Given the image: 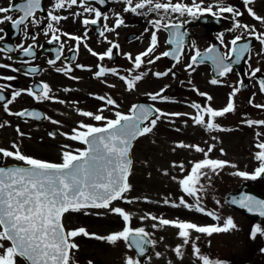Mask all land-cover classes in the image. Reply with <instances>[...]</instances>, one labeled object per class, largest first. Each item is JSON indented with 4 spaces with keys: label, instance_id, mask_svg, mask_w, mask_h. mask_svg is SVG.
<instances>
[{
    "label": "snow or ice",
    "instance_id": "snow-or-ice-1",
    "mask_svg": "<svg viewBox=\"0 0 264 264\" xmlns=\"http://www.w3.org/2000/svg\"><path fill=\"white\" fill-rule=\"evenodd\" d=\"M81 6L84 8V12L94 13L95 18L84 19L82 23L85 26L97 25L101 20L102 13L100 10L84 6L86 0H80ZM101 5L105 3V0H97ZM126 7L124 12H131L136 14L159 13L162 11L165 16L171 13H178L183 16L185 13L189 16L196 17L199 13L211 14L213 16H219L222 13H230L233 17L232 31L236 29H243L244 32L254 35L255 39L264 45V32L258 33L256 29L250 28L247 24H242L237 19L242 16L243 13L235 10L230 5H224L222 0H218L217 11L213 12L212 6L202 8L200 4L193 0V6H188L182 3H172V0L167 2H161V0H139L133 4V0H123ZM254 3V0H243V4L247 9V13L256 21L264 24V17L259 16L248 5ZM77 4V0H56L54 5L55 9L64 8L66 5L71 7ZM147 9V12H139L137 10ZM41 10V0H24L21 4L10 3L8 7H0V24L10 22L14 29H21V26L27 27L28 23H32L38 26L39 21L35 19L37 11ZM19 12L18 18L14 19L9 13ZM79 15V14H77ZM165 16H161L159 19L150 20L149 23L153 27L154 31L151 33V40L149 47L136 55L134 58L130 54H126L127 58L133 61V68L140 69L144 63V58L150 57L158 46L157 32L161 30L170 31V38L166 41L167 44L173 47L161 53L159 56H155L154 59H149V64H154L162 57H171L178 64L180 63L181 56L184 52V34L179 30L182 27L181 23H172L166 21ZM48 19L50 22L46 25L44 35L47 36L49 32L52 33L51 39L48 43L54 41L59 42L60 36L56 35L59 29L54 27V23L58 24L62 19L67 17H61L54 15L52 12L48 13ZM105 21L108 20L107 15H103ZM124 24V20L120 18L119 14H116V20L114 27H109L106 23L103 25V31L99 32L101 37L105 36V31L114 32L117 28ZM3 29H0L2 32ZM70 40L76 42V48L70 49V51L78 52L79 46L82 43V38L68 33H62ZM5 37L0 36V40ZM35 40V35L32 36ZM106 39V37H105ZM221 41L223 37H220ZM242 39L241 36H236L230 41V49L227 54L220 55L217 53L215 47L207 49L206 53L202 54L199 50L195 51V54L191 57V62L186 66V71L192 69L193 66L199 62L205 60H211L216 69V75L223 77L232 71V63L228 61L239 63L244 53L249 51V45L243 44L237 47L238 41ZM110 47L104 53H97L91 48H88L87 44L85 48L91 53L92 56L97 57L99 60H104L105 57L111 58L113 56V49H119V45L108 41ZM35 45H20L25 56L32 57L35 53L32 51ZM64 44L60 43V51L62 52ZM7 51H14L13 48L8 47ZM5 51L4 48H0V52ZM11 59V57H9ZM60 59V53L58 52L56 60ZM75 60V55L71 57ZM55 60H49V64H54ZM175 66V65H173ZM9 65L0 64V68H9ZM78 68H84L83 65H77ZM11 71L16 72L19 69L11 68ZM38 68L32 67L27 69V73H37ZM58 72H64L67 74L72 69L69 66L56 69ZM171 69L164 72L153 73L157 78L167 76ZM261 70L259 68L251 71V76L255 77ZM107 72H111L113 75H118L116 69H107L103 66H99V70L95 73L97 77L105 75ZM131 72V70H130ZM26 73V74H27ZM146 73H141L131 78L126 76H119V79L123 81L129 91L135 88L136 83L143 79ZM173 75H175L173 73ZM15 79L12 76H0V80L11 81ZM211 84L216 85L220 81L213 78L210 81ZM243 84V81L240 82ZM260 91L264 92V80L259 81ZM8 85H0V102H4L3 107L5 112H9L8 105L16 100L21 95V91H14L11 98H6L3 94L4 88ZM39 89V95L32 88L27 90V95L34 97L37 100L51 99L49 93L51 89L47 83H42L37 86ZM239 88H234L229 96L227 105L220 109L215 110L213 108H202L198 103H192L190 106L197 110V114L192 117L193 121L197 125L203 126L207 131L223 130L219 128L214 122V118L224 116L226 113L234 111V104L232 97L236 95ZM68 91V89H65ZM165 89L155 94H149L151 100L156 101L166 100L167 97L162 93ZM201 96H206L207 100H211V96H207L206 93H199ZM97 99L105 100L109 105H115V101L108 97H97ZM63 103V101H59ZM118 107V105H117ZM257 108H264V105H255ZM104 109H98L99 112H103ZM10 115H16L18 117L31 116L35 119H40V114L36 112H28L27 110L17 113H10ZM85 117H91L95 121H105L103 127H97L90 124L81 123L78 129L72 130L73 134L67 136L68 139L73 141H79L81 144L86 145L84 149H75L74 151H64L62 153V163H51L42 161L33 157L22 154L16 144L12 145L15 151H9L4 148H0V156L13 158L17 161L23 162L24 166L16 167H3L0 166V242L8 241L10 246L5 247L4 243H0V264H17V258H22L29 262V264H74L72 261V255L74 251L79 250V245L74 242L76 237H87L96 239L99 241L107 242L108 244L115 245L118 241H123L129 249L134 248L138 256H143L146 251V246L149 244L155 245V241L147 239L150 234L145 231L144 228L130 227L129 222L131 216L119 207H110L113 201L121 200L123 194L128 192L131 185L128 183V176L130 174L132 160L130 158V151L132 148V142L138 137L145 136L151 133L157 125V121L161 117L176 116L179 117L181 113H165L158 108L145 107L144 105H132L129 109V114H124L119 111L115 112V119H107L103 115L94 114L92 112L83 111L79 113ZM205 116L208 117L207 121ZM147 122V123H146ZM56 124L57 121H52ZM248 125L252 124L264 125V121H247ZM3 125H0L2 127ZM19 133V128H17ZM23 135V133H20ZM49 135H54L50 133ZM260 134L257 133V136ZM215 139V138H214ZM65 148L68 146L65 145ZM180 148L193 147L196 152L204 153L205 157L208 156V152L212 151V147L208 148V151L196 145H186L180 143L177 145ZM256 147L259 151L255 154V159L259 161V166L254 170V173L249 175L247 172L238 171L233 175L257 179V177L264 174V142L258 143ZM223 151V150H221ZM228 162L221 160H214L205 158L202 161L195 162L191 167V172L184 179L179 181L181 189L188 196L196 198L195 206L189 205L183 199L180 198L179 204L173 203L172 207H180L183 205L185 208L204 213L210 216L213 220H219L220 217L214 212H206L203 207L200 206L198 192L200 188L197 186L200 184L202 176H207V173L203 170L208 169L215 173L218 169H222ZM175 166V165H174ZM235 167V165H231ZM183 169V165L179 166ZM166 174V173H165ZM202 187V186H201ZM131 203L132 201H127ZM166 204L169 201H164ZM241 207L248 208L249 211L254 209L259 210V214L264 216V200H255L253 197H244L239 201ZM109 209L112 213L122 218L124 227L122 230L110 233L106 236H100L95 233H89L85 228L66 230L62 217L68 212H80L83 209ZM87 214V213H85ZM144 218L157 220L155 216H146ZM142 218V219H144ZM160 225H171L177 228L178 235L183 239V243L187 245L189 243L190 231L194 230L197 233H204L212 235L213 233L228 232L231 229H235L232 218H227L222 226H198L195 223L170 221L168 219H159ZM156 224H153V228ZM260 232V228L253 230V236ZM182 246L175 247L174 252L177 257L182 258ZM193 255L196 256L202 264H211L208 257L200 254V249L195 244L192 245ZM161 254L156 253L159 257ZM88 264H92L89 261ZM124 264H141L139 259L132 257H125Z\"/></svg>",
    "mask_w": 264,
    "mask_h": 264
},
{
    "label": "flooded vegetation",
    "instance_id": "flooded-vegetation-1",
    "mask_svg": "<svg viewBox=\"0 0 264 264\" xmlns=\"http://www.w3.org/2000/svg\"><path fill=\"white\" fill-rule=\"evenodd\" d=\"M1 1L0 7L2 6ZM11 1L8 0L7 6ZM136 2H139V0H133V4ZM161 2L166 3L167 0H161ZM55 3L56 0H45V12H37L35 16V19L39 21L38 26L28 23L26 28L23 26L20 34L15 36V39H11L14 36L12 31L10 33L6 31L5 26L7 22L0 24V29H3L0 32V36L5 37L3 40H0V48L5 49V51L0 52V64L10 66L9 68H0V76L15 77L11 81L0 80V85H8L3 90L6 98H11L14 91H21V95L8 105L9 112L17 113L28 108H35L34 112L39 113L41 117L40 119L33 118L28 121L22 120L16 115H10L9 112H5L3 107L4 102H0V125H3L0 127V148L15 151L12 145L16 144L22 154L30 155L31 157L36 156L40 152L49 150V147H52L61 138H67V136L72 135V130L74 128L78 129L79 124L95 125L100 122L95 121L91 117L82 116L79 114L80 112H92L103 115L107 119H113L115 111L128 114L132 105L140 100H146L154 104L162 112L182 114L179 117H161L157 121V125L159 124V126L169 128L172 126L171 129L175 133L186 134V139H175L172 142L174 146L170 154L172 158H175V160L173 159L174 167L179 170V172H176L175 169H172L171 175L180 176V181L184 179V176L190 174L191 167L195 162L202 161L205 158L227 161L225 154L220 150V144L212 148V151L208 152L207 157L202 152H196L193 147H177L180 143L196 145L207 152L210 143L214 142L212 139L216 137L219 139L218 134L221 135L222 133V130L207 131L203 126L195 124L192 117L197 114V110L190 106L192 103H198L202 108L210 106L215 110H220L227 105L233 89L239 88L240 90L232 97L234 111L214 118V122L219 125L220 129L242 131L244 127L258 126L257 124L248 125L247 121L251 118V121H258L253 116L259 115L264 119V108L255 107V105H264V92L260 91L259 86V81L264 80V45H261L254 35L244 32L243 29L230 30L233 27L232 14L222 13L217 17L208 13H204L203 15L198 13L196 17H192L186 13L181 16L178 13L169 12L165 16L161 11L159 15L156 13L144 15L124 12L123 9L126 7V4L123 0H107L108 7L104 10H101L96 5H84L96 8L102 13L101 20L97 25L85 26L82 21L84 19H93L95 16L94 13L84 12L80 0H77L75 8H69L66 5L64 8L55 9ZM172 3L193 6V0H172ZM196 3L200 4L202 8L212 6L213 12L217 11L218 0H196ZM222 3L230 5L235 10L243 13L242 16L237 18L240 23L247 24L250 28L254 27L258 33L264 32V24L248 15L243 0H222ZM248 7H251L257 15L264 17V0H254V3L248 5ZM137 11L138 13L147 12V9ZM49 12L61 17H67V19H62L58 24L53 22L54 27L59 29V32L56 33V35L60 36L59 42L48 43L52 36L51 32L47 36L44 35L46 25L50 22L48 19ZM117 13L124 20V24L114 32L105 31V36L101 37L99 32L104 30L103 25L105 23L109 27H114ZM9 14L13 18L19 15L18 12ZM2 15L0 14V16ZM103 15L108 16L107 21L103 19ZM161 16H165L166 21L181 23L182 28L187 33L188 42L184 47L180 63L177 64L166 58L163 59V57L154 64L147 62L149 59H154L155 56L163 53V49L166 48L167 50L168 48V44L166 43L169 37L168 32L161 30L157 32L158 46L154 53L150 57L144 58V63L140 69H134L133 61L129 60L126 54H130L134 58L149 47L151 33L154 31L149 21L159 19ZM62 33L82 38L78 52L70 51V49L76 48V42L62 35ZM33 35L36 37L35 40L32 39ZM221 36L223 37L222 41L220 39ZM236 36L242 37L238 41L237 47L239 48L243 44H248L249 51L244 53L239 63L228 61L232 63V71L230 73L219 77L216 75V69L211 60L199 62L200 59L193 66L194 71L192 69L185 70L196 50L205 54L207 49L215 47L218 54H227L231 47L230 41ZM108 41L119 45V49H113V56L110 59L105 57L101 61L97 57L92 56L87 48L84 47L87 44L88 48L102 54L110 47ZM60 43L64 44L62 52L60 51ZM20 45H24V47L35 45L32 49L35 55L32 57L25 56ZM8 47L13 48L14 51H7L6 48ZM58 52L60 53V59L56 60ZM74 55L75 60H72L71 57ZM49 60H55L56 62L49 64ZM77 65H83L84 68H78ZM66 66L71 67L72 71L67 74L56 71V69ZM99 66L107 69H116L118 75L107 72L105 75L97 77L95 73L99 70ZM32 67L38 68L39 71L37 73H27V69ZM11 68L19 69V71L13 72ZM256 68H259L261 71L255 77H252L251 71ZM169 69L171 71L167 76L155 77L152 80L150 71L164 72ZM141 73H146V75L136 83L135 88L131 91L119 79V76L131 78ZM213 78L218 79L220 83L216 85L211 84L210 81ZM162 80L166 82L171 80L172 82L163 84L158 88L155 85L149 87L153 83L152 81ZM241 81H243V84L240 83ZM42 83L49 85L51 99L37 100L27 95L29 88H32L39 95L37 86ZM180 87L183 89H180ZM65 89H68V91H65ZM135 89L144 93L140 99L133 101L131 93ZM147 89H149L148 93H146ZM162 89H165L162 95L167 97V99L151 100L149 94H155ZM168 90L170 93H168ZM199 93H206L212 99L209 101L206 96H201ZM181 95H184L185 99ZM97 97H110L115 101V105H109L105 100L97 99ZM59 101H63V103ZM101 108L104 109L103 112L98 111ZM188 112H190L189 115L187 114ZM207 119L208 117L205 116L206 121ZM53 120L58 123H52ZM26 125L33 129L39 128L46 131L35 133L32 129L30 133L29 130L24 129L25 132L22 131V139L26 143L20 147L17 144V140L12 138L17 137L16 130L19 126L23 127ZM50 133H54V135H49ZM39 146H47V148H38ZM184 149H187V152ZM180 165H183V169L179 167ZM203 171L207 173V176H202L201 179L207 177V180L211 171L208 169ZM201 179L197 187L203 189L204 185ZM164 212L163 214H167ZM176 212L177 214L182 212V216L186 214V219L191 220L195 218L194 214H196L189 209H179ZM96 234L105 236L101 233ZM93 241L97 244L99 240L80 236L76 237L74 242L80 246L81 243L88 245ZM74 253L78 254V256L80 255L84 261L87 260L89 254L88 252H81L80 249L76 252L74 251ZM90 256L92 257L93 254H90ZM77 263L74 262V264ZM141 264H143L142 261ZM231 264H237V262Z\"/></svg>",
    "mask_w": 264,
    "mask_h": 264
},
{
    "label": "rangeland",
    "instance_id": "rangeland-1",
    "mask_svg": "<svg viewBox=\"0 0 264 264\" xmlns=\"http://www.w3.org/2000/svg\"><path fill=\"white\" fill-rule=\"evenodd\" d=\"M163 84H165L163 81H153L149 87L155 85L158 88ZM180 89L183 88L180 87ZM148 92L149 89H147L146 93ZM143 93L136 89L133 90L131 93L133 101L140 99ZM168 93H170L169 90ZM181 96L185 99L184 95ZM113 119H115V113ZM104 125L105 121H100L93 126L102 127ZM171 128L159 126L158 124L151 133L146 134L136 142L133 148L134 166L129 178L131 188L123 195L121 200L114 201L110 207L123 209L131 216L130 227H142L154 239L155 245L152 248L147 264H202V261L193 255V244L200 249L201 255L208 257L211 264H219V260L224 258V256L229 258L232 255L234 259V253L237 254L234 260L242 257L241 263L247 261V264H250L252 260L257 259L256 257L253 258V252L258 250V241L253 245L248 244L253 225L241 214L226 207L224 197L229 191L236 189L244 181H251L258 185L257 179L240 177L233 175V173L243 171L251 175L259 166L260 162L255 159V154L259 151L256 145L264 142V129L256 128L243 131L240 135L236 134L237 137L228 134L226 137L219 136V139L217 137L212 139L214 142H211L210 146L214 148L217 144L218 146L220 144V150H223L221 152L225 154L226 162L228 163L215 173L211 172L210 175L208 174L207 180V177L201 179L207 191H202L198 196L200 197V206L206 212H214L220 219L213 220L210 216L206 215L205 217V214L200 212L202 215L194 214L195 218L193 220L197 223L199 222L198 224L195 222V224L200 226H206V224L208 226H222L224 221L230 217L236 228L228 232L213 233L212 235L189 230V243L185 245L183 239L178 235L179 230L177 228L171 225L159 224V219L164 217L162 216V210L168 214V217H170L168 220L170 221L190 222L185 220L187 218L186 214L185 216H182V212L177 214V207L174 210L169 208L170 204H179L181 197L187 200L181 192L180 176L171 175L172 169H175L176 172H179V170L174 167L173 159L175 160V158L170 156L174 146L172 142L175 139H186V134H177ZM24 129L29 130L31 133L33 128L27 125L19 126V133L16 130L17 137L12 138L17 140L19 146H23L26 143L22 139L23 135H20L22 131L25 132ZM33 131L37 133L45 132L46 130L34 128ZM257 133L260 135L257 136ZM254 139L257 140L256 143H254ZM65 145L68 147L65 148ZM38 148L45 149L47 146H39ZM49 148V150L47 149V151L40 152L38 153L39 155L32 157L51 163H62V153L64 151L84 149L85 145L63 137ZM184 151L187 152V149H184ZM28 156L31 157L30 155ZM17 162L23 164L21 161ZM231 165H235V167ZM261 187L264 191V185ZM165 200L169 201V203L166 204ZM127 201L132 202L128 203ZM191 201L196 202V198L194 197ZM193 204L195 206L196 203ZM146 216H155L158 219L144 218ZM64 224L67 230L83 227L88 232L94 231L105 236L112 232L120 231L124 227L122 218L112 213L109 209L70 211L64 216ZM153 224H156L155 228H153ZM0 243H4L5 247L10 246L8 241ZM178 245L182 246V258L177 257L174 252L175 247ZM79 249L81 252H88L89 254L87 260L84 261L80 255L73 253L72 260L73 262H78V264H88L89 261H92V264H124L125 257L137 259L135 253L123 241H118L115 245L104 241H98L97 244L93 241L88 245L81 243ZM157 252L161 254L159 257L156 256ZM90 254H93V256L91 257ZM17 264H25V262L18 257Z\"/></svg>",
    "mask_w": 264,
    "mask_h": 264
},
{
    "label": "water",
    "instance_id": "water-1",
    "mask_svg": "<svg viewBox=\"0 0 264 264\" xmlns=\"http://www.w3.org/2000/svg\"><path fill=\"white\" fill-rule=\"evenodd\" d=\"M139 105H144L145 107H152V106H150L147 103H141ZM134 142H135V140L132 142V147H133ZM131 152H132V148H131V151H130V158L132 160V153ZM132 162H133V160H132ZM8 167H16V165H12V166H8ZM131 168H132V165H131ZM259 178H260L261 181L264 182V174L259 176ZM248 196L253 197L255 200H264V193L261 192L259 189L255 188L251 183H243V184H241L238 187V189L228 193L226 195L225 200H226V203L230 207L241 211L244 215H246V216L250 217L251 219H253V220H255V221L259 222V223H262L264 225V216H261L259 214V210L258 209H254L253 211H249L248 208H244V207L240 206L239 201L242 198L248 197ZM147 239L150 240L149 237ZM150 245L151 244L146 246L145 254L148 253V251L150 249ZM27 263L29 264V262H27Z\"/></svg>",
    "mask_w": 264,
    "mask_h": 264
}]
</instances>
